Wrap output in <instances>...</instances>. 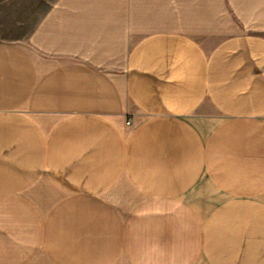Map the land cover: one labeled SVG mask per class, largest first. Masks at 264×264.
Returning <instances> with one entry per match:
<instances>
[{
	"label": "crops",
	"instance_id": "1",
	"mask_svg": "<svg viewBox=\"0 0 264 264\" xmlns=\"http://www.w3.org/2000/svg\"><path fill=\"white\" fill-rule=\"evenodd\" d=\"M0 25V264H264V0Z\"/></svg>",
	"mask_w": 264,
	"mask_h": 264
},
{
	"label": "rangeland",
	"instance_id": "2",
	"mask_svg": "<svg viewBox=\"0 0 264 264\" xmlns=\"http://www.w3.org/2000/svg\"><path fill=\"white\" fill-rule=\"evenodd\" d=\"M42 1H44V0H42ZM2 29H6L5 27H2L1 25H0V30H2ZM1 32V31H0Z\"/></svg>",
	"mask_w": 264,
	"mask_h": 264
}]
</instances>
